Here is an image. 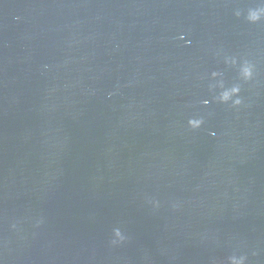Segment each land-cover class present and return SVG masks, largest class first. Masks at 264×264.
Returning <instances> with one entry per match:
<instances>
[{
	"label": "water",
	"instance_id": "obj_1",
	"mask_svg": "<svg viewBox=\"0 0 264 264\" xmlns=\"http://www.w3.org/2000/svg\"><path fill=\"white\" fill-rule=\"evenodd\" d=\"M255 7L0 0L3 264H226L234 252L264 264V21L244 19ZM226 56L252 62L253 80ZM238 82L239 108L215 100ZM116 227L127 239L114 246Z\"/></svg>",
	"mask_w": 264,
	"mask_h": 264
},
{
	"label": "clouds",
	"instance_id": "obj_2",
	"mask_svg": "<svg viewBox=\"0 0 264 264\" xmlns=\"http://www.w3.org/2000/svg\"><path fill=\"white\" fill-rule=\"evenodd\" d=\"M260 3L264 5V0H260ZM236 16H241V12L237 11ZM244 19L249 24H258L264 21V7H255L248 8L246 14L244 15ZM183 39V36L180 37ZM225 63L231 64L233 66L238 67V80L242 82H249L253 80L255 74V65L247 59H238L235 56H226ZM47 68V65L44 66ZM213 77L217 74L213 73ZM220 104L228 105L231 108H239L243 104V99L241 97V84L238 82L234 84L232 87L224 89L218 97L215 98ZM203 104L207 105L209 103L208 100L202 101ZM204 124V119L202 117H192L187 121L188 128L192 130H198ZM215 135V133H211ZM147 203H149L154 209L159 208L160 203L158 200L154 198H148ZM173 207H178V205H173ZM43 223L42 220L36 221V226ZM13 229L16 228V224H12ZM127 239L126 235L121 231L119 227L113 228L112 230V245L122 244ZM255 255V253H253ZM0 264H3L0 261ZM226 264H248V256L246 254H236L235 252L227 257Z\"/></svg>",
	"mask_w": 264,
	"mask_h": 264
}]
</instances>
